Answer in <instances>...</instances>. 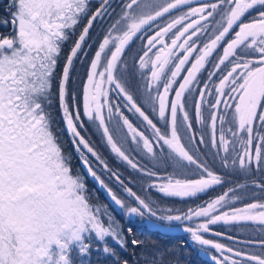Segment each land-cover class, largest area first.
<instances>
[{"label":"snow or ice","instance_id":"snow-or-ice-1","mask_svg":"<svg viewBox=\"0 0 264 264\" xmlns=\"http://www.w3.org/2000/svg\"><path fill=\"white\" fill-rule=\"evenodd\" d=\"M249 192L264 196V0H0V264H181L136 238L178 229L215 264H264V240L204 235L264 225V202L234 206Z\"/></svg>","mask_w":264,"mask_h":264},{"label":"trees","instance_id":"trees-1","mask_svg":"<svg viewBox=\"0 0 264 264\" xmlns=\"http://www.w3.org/2000/svg\"><path fill=\"white\" fill-rule=\"evenodd\" d=\"M119 11H120V9L117 8L116 12L118 13ZM115 18H116L115 14L113 15L112 19L106 18L105 21L103 22V28L106 29L108 27V25L113 22V20ZM101 32H102L101 27L100 26L96 27L93 31L94 38L99 39ZM142 43H143L142 41H136V48L134 49V52L139 50V47ZM91 55H92V53L90 52L89 58H91ZM129 63H131L130 59H129ZM86 69H87V64H85L83 66H81L79 64L77 65V76L79 77V79H77V81H76L77 85L80 83V80L84 78V74H85ZM110 92L115 93L114 91H111V90H110ZM116 99H120L121 104L124 103L122 101V98L110 96V100L115 101ZM121 106H123V105H121ZM121 110L124 112L125 115H128L133 121H136L137 118L135 116H133L131 113H129L126 108L121 107ZM60 121H61L60 116L58 114L57 115V122L59 125H60ZM201 133H205V132L196 131L197 136H199ZM84 134L89 136L94 143L99 144L100 137H99L98 133H95L94 131H90V132H86ZM148 134L150 135V132ZM62 139H63V142L66 146V150L72 152L74 165H76L77 167L80 168L81 171H83L81 165L79 164V159L77 157V154L72 149L70 137L66 132L63 134ZM205 139L206 140L208 139V135L205 136ZM201 147H203V146H201ZM101 150L107 152V149H104L103 146H101ZM133 155H136V154L134 153ZM136 158L139 159V156H137ZM110 163H112L111 159H110ZM120 168H121V171L124 172L125 177H128L130 171L127 172V169L124 166H120ZM217 170H218V168H217ZM133 187L135 188L136 186L133 185ZM217 187L219 188L220 186H217ZM224 190H227V189L225 188ZM219 194H220L219 191L211 193L212 196H216ZM100 199L102 201L106 200L103 193H100ZM202 202L203 201H199V203H202ZM185 205H186L185 202L180 201L179 199H176L175 203L167 204L168 207H174V208H179V209H183V210H184ZM116 218L121 221V223L123 224V227L125 229H127V227L130 226L128 224V222L120 215L119 210H117V212H116ZM134 220H135V223H133L131 226L135 230L137 225L139 223H141V221H140V218H138V217L134 218ZM136 238L144 241V248L146 250L151 251L153 248H159L162 251H167L168 252L167 258L168 259H172L174 261L178 259L181 262V264H211V263H207V262L203 261L202 259H200L196 255L197 245L193 246V244H192L191 249H190V251L192 252V255L190 258H186V256L184 255V253L186 252V250L184 249V246L182 244H179L178 241L175 239V237L172 235L168 236V235H166L162 232H159V231L147 230V231H144L142 234L140 232H137ZM137 254H139V253H137Z\"/></svg>","mask_w":264,"mask_h":264},{"label":"flooded vegetation","instance_id":"flooded-vegetation-1","mask_svg":"<svg viewBox=\"0 0 264 264\" xmlns=\"http://www.w3.org/2000/svg\"><path fill=\"white\" fill-rule=\"evenodd\" d=\"M117 2H119V0H117ZM198 2H203V0H198ZM110 90L111 89H109V95L111 97L112 96L116 97V92L114 91L115 93H111ZM189 113L190 115H192L191 105H189ZM204 115L205 117H207L208 112L205 111ZM153 118L154 120L157 119L156 117H153ZM195 131L205 132V136H206L207 133L210 132V128H206L204 125H200L199 123H197L195 125ZM248 195L249 196H247L246 198L236 201L234 206L235 207H245L247 203L264 202V196H261V195L252 196L251 192H249ZM186 208L187 206L185 205L184 210H186ZM226 210L230 211V208H226ZM212 228L216 231L222 232L223 235L215 236V235H212L211 233H207V234H204L205 238L211 239L214 242L223 243L227 246H230L236 250H240L245 253L255 252L258 255L260 254L259 241L264 240V225H260L252 221H241V222H234L230 225H223L221 223L218 225H213ZM166 235L174 236L175 239L178 241V243L184 246V249L186 250L184 255L186 256V258L191 257L192 252L190 251V249H191L193 242L190 240V236L188 233H184L182 230L178 229L176 231L167 233ZM228 236L233 237V239L229 240L227 238ZM242 241H253L254 243L245 244V243H242ZM201 247L202 246L197 245L196 255L207 263L215 264L212 257L219 256V253H217L215 249H212L208 246H203L204 250L200 251ZM201 253L204 254L205 256L204 258L200 255Z\"/></svg>","mask_w":264,"mask_h":264},{"label":"rangeland","instance_id":"rangeland-1","mask_svg":"<svg viewBox=\"0 0 264 264\" xmlns=\"http://www.w3.org/2000/svg\"><path fill=\"white\" fill-rule=\"evenodd\" d=\"M104 87H105L106 89H108V86H107V85H105ZM108 91H109V89H108ZM109 99H110V95H109ZM60 126L63 127L62 121H60ZM81 167H82V166H81ZM128 171H130V170L127 169V172H128ZM126 178H127V177H126Z\"/></svg>","mask_w":264,"mask_h":264},{"label":"water","instance_id":"water-1","mask_svg":"<svg viewBox=\"0 0 264 264\" xmlns=\"http://www.w3.org/2000/svg\"><path fill=\"white\" fill-rule=\"evenodd\" d=\"M203 258L205 257L203 253L200 254Z\"/></svg>","mask_w":264,"mask_h":264}]
</instances>
